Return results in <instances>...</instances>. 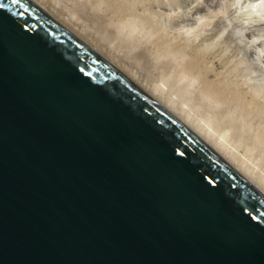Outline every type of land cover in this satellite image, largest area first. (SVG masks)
I'll list each match as a JSON object with an SVG mask.
<instances>
[{"label":"water","instance_id":"obj_1","mask_svg":"<svg viewBox=\"0 0 264 264\" xmlns=\"http://www.w3.org/2000/svg\"><path fill=\"white\" fill-rule=\"evenodd\" d=\"M0 264H264V198L29 0H0Z\"/></svg>","mask_w":264,"mask_h":264},{"label":"rangeland","instance_id":"obj_2","mask_svg":"<svg viewBox=\"0 0 264 264\" xmlns=\"http://www.w3.org/2000/svg\"><path fill=\"white\" fill-rule=\"evenodd\" d=\"M36 1L40 2V4L42 6H44L48 11H50L56 18H58L62 23H64L73 32L78 34L82 39H84L85 42L90 44V46L92 45L91 47H93V48L96 47L95 49L97 51H99V53H101L104 57L110 59L111 62L113 61L114 64L119 66L122 69V71H124L127 75L134 78L138 82V84H140V86H142L144 89L151 91L152 88H150L149 84H158V85L160 84L159 86L160 87L162 86V88L164 89V92L165 93L168 92L167 94H169V95L171 94L170 96L171 97L173 96L172 98L175 100L176 104H178L181 108H183V110H185L187 113H189V115L193 119H195V120L199 119L200 122L202 120V124L210 125V127L212 129L211 131L213 132V134H218L216 136H219V133H220L219 131H222V127H224V126H220V128L216 127L215 126L216 122L210 118L211 115L207 110L198 106L194 100H191L189 98H185V97L181 96V93H179V91L177 90L176 87H173L170 83H168L166 80H164L160 74H158L159 71H158L157 67L153 66L152 65L153 63H151L150 60H148V58H143V60L138 59L140 57V55H142L141 53H143V49H142V47L139 46V44L135 43L134 44L135 48H133V47L128 48L125 45L124 46H121L119 44L114 45L118 41H116L115 39H112L111 40L112 44H113L112 45L109 43L108 40H104V37H105L104 34L101 35L103 32L101 30H98L97 25L92 22V20L90 19L91 17L86 12L79 11V9L77 10L76 7H72L71 4L66 3L63 0H61L62 2L60 0L57 2V3H59L58 7L55 3H53L54 2L53 0H36ZM89 1L93 5L94 4L99 5L98 13L104 17L105 16L107 17L109 15L108 12H107V14H105L106 13L105 10L110 8L111 6H114L113 4L115 2V0H106V1L105 0H89ZM164 1H168V2H164ZM175 1L180 2V3H178V6L174 5ZM183 1H184V3H183ZM183 1L182 0H171V2H170V0H137V1H135V0H118L117 1L116 0L117 3L115 2V6H116L118 11L120 9L123 10L124 7H127V9L125 8L124 10L131 12L130 15L136 16V17L140 18V20H146L148 17L150 18V20H152L153 18L151 19V17H155L154 19H157V21L159 20L160 23H165L164 24L165 27H168L169 30L165 31L164 29L160 28L158 30L157 34H155L147 42L146 49H148V51L152 52V49H154V48H156V49L157 48L158 49L163 48L165 50L166 49L168 50V52H166L164 50L166 52V54H168L169 52L173 53L174 51L182 52L183 55L185 54L184 60H183L185 68L186 69L189 68V69L193 70L194 73L198 72L200 79H202L201 82H199V84L201 86L206 85L207 88L209 89V91H211V92L215 91L220 96L219 97L220 108L218 109L219 112L218 111L217 112H218V114L222 112V115L226 118V121H223L224 125L226 127H228V126L230 127L229 129L226 130V134L224 136V140H225L224 143L227 144V146H229V148L231 150H233V151L235 150L234 152H236L237 154L240 152L239 153L240 155L239 154L238 155L241 156L242 158H245V160H247V162L252 167L253 166L255 168L258 167L257 169H255L253 167L254 170L256 171L255 173L264 177V166L262 164V162L264 161V156H263L262 152L259 149L255 148L253 145H252V147H254V150L249 152L247 150L245 144L237 143L238 135L235 133L236 132L235 130H237V128L239 129L238 126H242V128H246L247 125L250 128V130L248 131V134H255L256 133L255 129H257V128H258V130H264L263 129L264 128V85H263L264 84V74L261 71V70H263V72H264V68L262 66V65H264V58L262 57V56H264V50H262V49H264V46H263L264 45V38L260 39L261 37H264V27H262L264 25V16H263L264 15V6L259 11L260 13L258 12L259 14L256 13L255 14L256 16L252 15V17H250L249 12H247V10H246L247 7L245 6V3L252 2L253 0L252 1L242 0L243 2L241 0H235V1L234 0H232V1H230V0H211V1L210 0H199V2H198V0H191V1L190 0H183ZM255 1L261 2V0H255ZM146 2L148 4H146ZM190 2H191V4H189ZM192 2H194V3H192ZM228 2H230V3H228ZM104 3H106V4H104ZM150 3L152 5L153 4L154 5L152 6ZM202 3H203V6H202ZM231 3H233L232 6L230 5L233 9L230 6L229 7L231 9H229V7H228V4H231ZM100 4H102V5H100ZM117 4H118V6H117ZM170 4L172 6H170ZM175 4H177V3H175ZM173 5L177 7L178 11H176V7L174 8ZM191 5H192V7H190ZM263 5H264V3H263ZM181 6L184 7L185 9L182 8ZM179 7L184 9V10H179ZM186 7H187V9H186ZM197 7H199V8H197ZM244 7H246V8H244ZM173 10H175L176 12ZM196 10H198V11L195 12ZM229 10H230V12H229ZM63 11H64V13H63ZM194 12H195V14L198 12H201V13L203 12V13L202 14L198 13L199 15L197 14L195 16ZM77 13H78V15H77ZM191 14L192 15L194 14V16H192ZM188 15L191 18V23H190V19L188 18L189 17ZM185 17H186V19H184ZM85 18H88V19H85ZM182 18L185 20L186 23L189 20V24L188 23L186 24L183 21L181 23V25L179 24L180 26L176 27L177 23H180V21H182L181 20ZM228 18L234 19L233 21H230L232 23L228 22L229 21ZM251 18H254V19H251ZM192 19L197 20L198 23L195 21L196 22V24H195V22H193L194 20L192 21ZM85 20H87V21H85ZM192 22L194 24H192ZM248 23H250V24H248ZM190 24H192V25H190ZM218 24H219V26L221 25L220 29L214 30L216 28V25H218ZM224 24H225V26H224ZM219 26H217V27H219ZM252 26H255V27L253 28ZM184 27H186V28H184ZM183 28L184 29H190L191 28V29H194L196 31L195 39H193L194 41H192L190 44L187 42L185 44L184 39H182V37H183L182 31L184 30ZM212 28H213V30H211ZM221 29L222 30L226 29V30L220 32L219 30H221ZM243 29L245 32L243 31ZM253 29H254V31H253ZM257 29L259 31L261 30L263 33L257 32L258 31ZM212 31H214V32H212ZM252 31L253 32L256 31V33L259 34V35L257 34L260 37L259 39L257 36H256L257 38L255 37L253 39V40L256 39L254 41V43H255L254 46H257L258 49L256 47L252 46L253 44H251V42L253 43V40L247 41L250 37H251L250 39H252L253 38L252 36L256 35L255 33H252ZM205 32H206V34H204ZM98 33H99V35H98ZM229 33H231V34H229ZM203 34H204V36H203ZM246 35L249 38H246L247 37ZM217 36H220V37H217ZM227 36L229 37V40H226ZM232 36H233V38L230 39V37H232ZM233 41L237 45H234ZM256 41L259 44H257ZM260 41H261V43H260ZM222 42H224L225 44L228 43V45L221 44ZM126 43H128V42H126ZM207 44H208V46H211V48H208V50H206V51H203V50L200 51L199 50V48H202V46L207 45ZM238 44L240 47H238ZM241 44L243 45L242 48H241ZM229 45L231 47H228ZM234 46H236L238 49ZM248 46L251 47V50L248 48ZM229 48H232V49L235 48V49L232 50ZM252 48L254 51H256V49L257 50L260 49L261 51L259 50V53H256L252 50ZM234 51H236V52H234ZM224 52H225V54H224ZM230 52H232V53H230ZM233 52H234V54H233ZM240 52H242V53L244 52L243 54H245V55H243L242 53L240 54ZM260 52H262L263 54L260 55ZM246 54L247 55L249 54L248 56L251 57V59H249L248 56H247V59L250 60V63L252 62L251 60H253V63L256 64L255 66L253 63H251V65H253V66L250 65V67H249V63L247 65L248 67L244 66V64L246 65L248 62L247 59L244 58V56L246 57ZM252 55L253 56L255 55L256 59L259 58V60H262L263 63L262 62L258 63L257 61H259V60H256L255 57H253ZM257 56H258V58H257ZM234 57H235V59H234ZM239 58L242 60L240 61ZM255 60L257 63H255ZM147 61H148V63H147ZM231 65H234L233 67L235 69L233 74L229 73V68L231 67ZM256 67L258 68V70H259V68H261V70H259V72H261L260 74L258 73V71H256L257 70ZM244 68L245 69L250 68V69L245 70ZM248 71H250V72H248ZM251 71H252V73H251ZM137 73H138V75H137ZM248 73L249 74L251 73L252 77H250L251 75H249V78L246 77V76H248L247 75ZM255 73H257V74H255ZM253 75L255 77H253ZM256 75H258V76H256ZM247 78L250 80L251 79H253V80L250 81ZM254 78H255V80H254ZM260 78H262V80H260ZM229 79L232 80V82ZM245 79H247L246 81H248L249 83L254 82L252 84V88L254 87V84H257L258 86L256 85V87H254V89H250L251 86L248 85V82H246ZM156 82H158V83H156ZM161 83H163L164 85H162ZM261 85H262V87H261ZM256 88H258V89H256ZM255 89H256V91L257 90L259 91L258 94L256 93ZM261 89H262V91H260ZM155 96L157 98H159L158 95H155ZM160 102L164 106H167V108H170V110H171L172 107H170V105H168L165 101L160 99ZM172 110L174 111L175 115L178 116V111L174 108H172ZM187 110H189V111H187ZM237 120H239L238 123H236ZM229 121H230V123H229ZM187 122L188 121H186V123ZM261 126H262V128H261ZM226 127H224L223 129H226ZM229 130H231V131H229ZM239 130H241V129H239ZM243 134L246 135L247 133H243ZM208 142L210 144H214L212 140L208 139ZM218 149L221 151L222 154H224L226 156V158L230 159V157H228L226 155V153L223 152L222 149H220V148H218ZM251 154H252V156H251ZM249 158H250V160H249ZM230 161L235 166H238L240 168V166L235 161H233L232 159H230ZM241 170L252 180V182L255 185L259 186V188L264 191V183L259 181V179L257 177H255V175L250 174V173L247 174L248 172H246L244 170V168L243 169L241 168Z\"/></svg>","mask_w":264,"mask_h":264},{"label":"bare ground","instance_id":"obj_3","mask_svg":"<svg viewBox=\"0 0 264 264\" xmlns=\"http://www.w3.org/2000/svg\"><path fill=\"white\" fill-rule=\"evenodd\" d=\"M30 2H32L34 5H36V6H38L41 10H43L50 18H52V20H54L56 23H58L60 26H62L66 31H68L71 35H73V36H75L76 38H78L80 41H82L84 44H86L91 50H93L94 52H96V54H98L101 58H103L105 61H107L110 65H112L116 70H118V72H120L124 77H126L130 82H132L134 85H136L140 90H142L148 97H150L156 104H158L163 110H165L170 116H172L175 120H177L182 126H184L189 132H191L196 138H198L208 149H210L213 153H215L228 167H230L236 174H238L242 179H244L245 180V182L250 186V187H252L258 194H260L263 198H264V191L263 190H261L260 188H259V186H257V185H255L253 182H252V180L244 173V172H242V170H241V168L243 169L244 168V170L246 171V172H248L247 174H253V175H255V177H257L258 179H259V181H261L262 183H264V177H262L261 175H259V174H257V173H255L256 171L254 170V168L247 162V160H245V158H242L241 156H239L240 154V152L237 154L236 152H234L233 150H231L230 148H229V146H227V144H225L224 143V136H225V134H226V130L227 129H229L230 127L228 126V127H226L225 125H224V122L223 121H226V118L222 115V112L221 113H219L218 114V109L220 108V106H219V94H217L215 91H213V92H211V91H209V89L207 88V86L206 85H200L199 84V82H201V80L202 79H200V76L198 75L199 73L197 72H193V70H191V69H189V68H185V66H184V63H183V60H184V55H183V53L182 52H177V51H172L173 53H171V52H169L168 54H166V52H168V50L166 49H156V48H154V49H152V52H150V51H148V49H146V44H147V42L155 35V34H157V32H158V30L161 28V29H164L165 31L167 30H169V28L168 27H165V23H160L159 22V20L157 21V19H154L155 17H151V19L152 20H150V18L148 17L146 20H140V18H138V17H136V16H132V15H130V13L131 12H128L127 10H124L125 8L127 9V7H124L123 8V10H117V8H116V6H115V2H116V0H115V2H114V6H111L110 8H108V9H106L105 10V14H107V12H108V16L106 17H104V16H102V15H100L99 13H98V8H99V5H97V4H92V3H90V1L89 0H63V1H65L66 3H69V4H71V6L72 7H76L77 8V10L79 9V11H82V12H86L87 14H89V16L91 17L90 19L92 20V22L94 23V24H96L97 25V28H98V30H101L103 33L101 34V35H103L104 34V40H108L109 41V43L110 44H112V39H115L116 41H118V42H116L114 45H121V46H127L128 48H130V47H133V48H135V46H134V44L135 43H137V44H139V46L140 47H142V49H143V53H141L142 55H140V57L138 58L139 60H143V58H148V60H150V62L151 63H153L152 65L153 66H156L157 67V69H158V71H159V73L158 74H160L161 75V77L164 79V80H166L168 83H170L173 87H176L177 88V90L179 91V93H181V96H183V97H185V98H189V99H191V100H194L195 102H196V104L198 105V106H200V107H202L203 109H205V110H207L209 113H210V118L211 119H213L216 123H215V126L216 127H219L220 128V126H224V127H226V129H223L224 127H222V131H219L220 133H219V136H216V135H218V134H213V132L211 131L212 129H211V127H210V125H208V124H202V120H201V122H200V120L198 119V120H195V119H193L190 115H189V113H187L185 110H183V108H181L178 104H176V102H175V100L169 95V94H167V93H165L164 92V89L162 88V86L160 87L158 84H149V86H150V88H152V90L151 91H148V90H146V89H144L142 86H140V84H138V82L134 79V78H132V77H130L129 75H127L124 71H122V69L119 67V66H117L116 64H114L113 63V61L111 62L110 61V59H108V58H106V57H104L101 53H99V51H97L95 48H93V47H91L90 46V44H88L87 42H85L84 41V39H82L78 34H76L75 32H73L70 28H68L64 23H62L58 18H56L50 11H48L44 6H42L41 4H40V2H38V1H36V0H29ZM54 2L53 3H55L56 5H57V7L59 6V3H57L59 0H53ZM61 1V0H60ZM106 1V0H105ZM118 1V0H117ZM135 1H137V0H135ZM183 1V0H182ZM191 1V0H190ZM211 1V0H210ZM209 1V2H210ZM230 1H232V0H230ZM235 1V0H234ZM242 1V0H241ZM244 1H246V0H244ZM248 1V0H247ZM250 1H252V0H250ZM62 2V1H61ZM120 2V1H119ZM164 2H168V1H164ZM170 2H171V0H170ZM198 2H199V0H198ZM243 2V1H242ZM103 3V2H102ZM117 3V2H116ZM121 3V2H120ZM175 3H177V4H175ZM175 3H174V5H177L178 6V3H180L179 1L178 2H176L175 1ZM183 3H184V1H183ZM192 3H194V2H192ZM201 3V2H200ZM220 3V2H219ZM218 3V4H219ZM228 3H230V2H228ZM104 4H106V3H104ZM110 4V3H109ZM119 4V3H118ZM118 4H117V6H118ZM146 4H148L147 2H146ZM151 4V3H150ZM189 4H191V2L189 3ZM206 4V3H205ZM210 4V3H209ZM213 4V3H212ZM211 4V5H212ZM232 4L233 3H231V4H228V7L231 5L232 6ZM253 4H257V5H259V7L256 9V11L255 12H253L252 11V8H251V5H253ZM65 5V4H64ZM90 5V6H89ZM100 5H102V4H100ZM108 5V4H107ZM152 5V4H151ZM154 5V4H153ZM152 5V6H153ZM173 5V6H174ZM235 5V4H234ZM109 6V5H108ZM151 6V7H152ZM170 6H172L171 4H170ZM200 6V5H199ZM202 6H203V3H202ZM201 6V7H202ZM219 6V5H218ZM230 6V7H231ZM245 6L247 7H244V8H246V10H247V12H249V14H250V17H252V15H255L256 13H258L262 8H263V3L262 2H258V1H255V0H253L252 2H248V3H245ZM65 7V6H64ZM176 6H174V8H175ZM182 7V6H181ZM190 7H192V5L190 6ZM189 7V8H190ZM229 7V9H231ZM182 8H184V7H182ZM182 8H180L179 7V10H184V9H182ZM195 8V7H194ZM197 8H199V7H197ZM196 8V9H197ZM204 8V7H203ZM64 9V8H63ZM70 9V8H69ZM73 9V8H72ZM129 9V8H128ZM186 9H187V7H186ZM233 9V8H232ZM61 10V9H60ZM75 10V9H74ZM162 10V9H161ZM165 10V9H164ZM168 10V9H167ZM204 10V9H203ZM202 10V11H203ZM92 11V12H91ZM173 11H175V10H173ZM176 11H178V9H177V7H176ZM175 11V12H176ZM198 10H196L195 12H197ZM200 11V10H199ZM68 12V11H67ZM70 12V11H69ZM195 12H194V14H195ZM206 12V11H205ZM229 12H230V10H229ZM63 13H64V11H63ZM74 13V12H73ZM158 13V12H157ZM181 13V12H180ZM198 13H201V12H198ZM198 13H196L195 14V16L198 14ZM203 13V12H202ZM201 13V14H202ZM260 13V12H259ZM71 14V13H70ZM76 14V13H75ZM153 14V13H152ZM151 14V15H152ZM194 14L192 15V16H194ZM68 15V14H67ZM77 15H78V13H77ZM190 15V14H189ZM188 15V16H189ZM199 15V14H198ZM261 15V14H260ZM138 16V15H137ZM166 16V15H165ZM204 16V15H203ZM256 16V15H255ZM264 16V15H263ZM83 18V17H82ZM142 18V17H141ZM144 18V17H143ZM167 18V17H166ZM189 19H190V23H191V18H190V16L188 17ZM256 18V17H255ZM72 19V18H71ZM85 19H88V18H85ZM184 19H186V17L184 18ZM183 18L181 19L182 21H180V23H177V25H176V27L177 26H180L181 25V23L184 21V23H186L185 22V20H184ZM231 19V18H230ZM229 18H228V22L229 23H232V22H230V21H233L234 19H231L230 20ZM251 19H254V18H251ZM259 19V18H258ZM194 19H192V21H193ZM85 21H87V20H85ZM89 21V20H88ZM179 21V20H178ZM197 22L198 23V21L197 20H194L193 22ZM236 21V20H235ZM254 21V20H253ZM192 22V24H194ZM196 22H195V24H196ZM78 23V22H77ZM76 23V24H77ZM183 23V24H184ZM188 24H189V20H188V22H187ZM186 23V24H187ZM226 23V22H225ZM90 24V23H89ZM180 24V25H179ZM182 24V25H183ZM192 24H190V25H192ZM248 24H250V23H248ZM174 25V24H173ZM185 25V24H184ZM223 25V24H222ZM254 25V24H253ZM169 26V25H168ZM175 26V25H174ZM189 26V25H188ZM187 26V27H188ZM217 26H219V24L218 25H216V28L214 29V30H218V29H220V26L219 27H217ZM224 26H225V24H224ZM96 27V26H95ZM175 27V28H176ZM253 28L255 27V26H252ZM257 27V26H256ZM262 27H264V25L262 26ZM184 28H186V27H184ZM183 28V29H184ZM189 28V27H188ZM228 28V27H227ZM230 28V27H229ZM92 29V28H91ZM231 29V28H230ZM242 29V28H241ZM263 29V28H262ZM211 30H213V28L211 29ZM224 30H226V29H221V30H219L220 32H222V31H224ZM252 30V29H251ZM258 30V29H257ZM210 31V30H209ZM232 31V30H231ZM243 31H244V29H243ZM247 31V30H246ZM253 31H254V29H253ZM252 31V33H255L256 35L255 36H252L253 38L252 39H250L247 35V37L246 38H249L247 41H251V40H253L256 36L258 37V39L260 38L258 35V33H256V31L255 32H253ZM94 32V31H93ZM211 32V31H210ZM212 32H214V31H212ZM218 32V31H217ZM245 32V31H244ZM249 32V31H248ZM257 32H261V33H263L261 30L259 31H257ZM209 33V32H208ZM241 33V32H240ZM182 34H183V37H182V39H184V42H185V44H186V42L187 43H191L192 41H194L193 39H195V36H196V31L194 30V29H184L183 31H182ZM204 34H206V32L204 33ZM204 34H203V36H204ZM219 34V33H218ZM229 34H231V33H229ZM235 34V33H234ZM258 34V35H257ZM98 35H99V33H98ZM221 36V35H220ZM220 36H217V37H220ZM99 37V36H98ZM101 37V36H100ZM216 37V36H215ZM256 37V38H257ZM227 39L226 40H229V37L227 36L226 37ZM231 38H233V36L232 37H230V39ZM264 37H261L260 39H263ZM216 40V39H215ZM214 40V41H215ZM225 40V39H224ZM223 40V41H224ZM256 40V39H255ZM255 40H253V43L251 42V44H253L252 46L253 47H256L257 49H258V47L257 46H254L255 45V43H254V41ZM240 41V40H239ZM107 42V41H106ZM126 42H128V43H126ZM229 42V41H228ZM237 42V41H236ZM241 42V41H240ZM243 43V42H242ZM256 43H257V41H256ZM260 43H261V41H260ZM107 44V43H106ZM136 44V45H137ZM221 44H225L224 42H222ZM220 44V45H221ZM230 44V43H229ZM233 44L234 45H237L234 41H233ZM257 44H259V43H257ZM113 45V44H112ZM225 45H228V43L227 44H225ZM110 46V45H109ZM201 46V45H200ZM242 44H241V48H242ZM261 46V45H260ZM264 46V45H263ZM228 47H231L230 45L228 46ZM234 47H236V46H234ZM238 47H240L239 46V44H238ZM208 48H211V46H208V44L207 45H204V46H202V48H199V50L201 51V50H203V51H206V50H208ZM237 48V47H236ZM248 48L251 50V47H249L248 46ZM262 48V47H261ZM110 49V48H109ZM141 49V50H142ZM229 49H232V48H229ZM228 49V50H229ZM235 49V48H234ZM234 49H232V50H234ZM238 49V48H237ZM244 49V48H243ZM256 49V51H254L253 50V48H252V50L254 51V52H256V53H259V50H257ZM166 52H165V51ZM241 50V49H240ZM249 50V51H250ZM262 50H264V49H262ZM223 51V50H222ZM239 51V50H238ZM243 51V50H242ZM246 51V50H245ZM248 51V52H249ZM258 51V52H257ZM261 51V50H260ZM234 52H236V51H234ZM234 52H233V54H234ZM251 52V51H250ZM230 53H232V52H230ZM229 53V54H230ZM242 52H240V54H241ZM244 53V52H243ZM242 53V54H243ZM224 54H225V52H224ZM250 54V53H249ZM248 54V55H249ZM261 54H263L262 52H260V55ZM231 55V54H230ZM243 55H245V54H243ZM247 54H246V57L244 56V58H246L247 59V56H248ZM110 56V55H109ZM253 56V55H252ZM236 57V56H235ZM235 57H234V59H235ZM253 57H255V59H256V56L254 55ZM263 58H264V56H262ZM186 58V57H185ZM238 58V57H237ZM248 58L249 59H251V57H249L248 56ZM257 58H258V56H257ZM240 59V58H239ZM253 59V58H252ZM233 60V59H232ZM242 59H240V61H241ZM256 60H259V58L258 59H256ZM256 60H255V63H259V62H262V60H259V61H257L256 62ZM145 61V60H144ZM247 64L245 65L244 64V66L245 67H248L247 65H248V63H249V67H250V65H251V63H253V60H251L252 62L250 63V60H248L247 59ZM147 63H148V61H147ZM237 63V62H236ZM263 63V62H262ZM254 64V63H253ZM256 64H254V66H255ZM145 66V65H144ZM234 65H231V67L229 68V73L230 74H233L234 73V67H233ZM251 66H253V65H251ZM263 66V68H264V65H262ZM260 67V66H259ZM257 68V67H256ZM149 69V68H148ZM245 69V68H244ZM247 69V68H246ZM245 69V70H246ZM250 69V68H249ZM249 69H247V70H249ZM147 70V69H146ZM259 70H261V68H259ZM259 70H258V68H257V70L256 71H258V73L260 74L261 72H259ZM150 71V70H149ZM238 71V70H237ZM255 71V72H256ZM262 71V73L264 74V72H263V70H261ZM248 72H250V71H248ZM247 73V72H246ZM251 73H252V71H251ZM251 73L249 74H247L248 76H246V77H248L249 78V75H251ZM238 74V73H237ZM255 74H257V73H255ZM137 75H138V73H137ZM150 75V74H149ZM246 75V74H245ZM256 76H258V75H256ZM142 77V76H141ZM250 77H252V75L250 76ZM253 77H255L254 75H253ZM151 78V77H150ZM247 78V79H248ZM155 79V78H154ZM247 79H245V81L247 80ZM257 79V78H256ZM159 80V79H158ZM204 80V79H203ZM230 80V79H229ZM248 80H250V79H248ZM253 79H251L250 81H252ZM254 80H255V78H254ZM260 80H262V78H260ZM157 81V80H156ZM165 81V82H166ZM205 81V80H204ZM231 82H232V80H230ZM244 81V80H243ZM160 82V81H159ZM166 82V83H167ZM203 82V81H202ZM207 82V81H206ZM229 82V81H228ZM246 82H248V81H246ZM245 82V83H246ZM260 82V81H259ZM151 83V82H150ZM156 83H158V82H156ZM209 83V82H208ZM254 83V82H253ZM252 82H248V85H250L251 86V88L250 89H254V87H256V85L257 84H254V87L252 88V84H253ZM162 85H164L163 83H161ZM169 84V85H170ZM167 85V84H166ZM246 85V84H245ZM264 85V84H263ZM258 86V85H257ZM261 87H262V85H261ZM170 88V87H169ZM168 88V89H169ZM248 88V89H249ZM260 88V87H259ZM256 89H258V88H256ZM256 89H255V91H256ZM170 90V89H169ZM260 91H262V89L260 90ZM258 90L256 91V93L258 94ZM156 93V94H155ZM155 95H158L159 96V98L160 99H162L163 101H165L168 105H170V107H172V108H174V109H176L177 111H178V116H176L175 115V113H174V111L172 110V108H171V110H170V108H167V106H164L161 102H160V99L159 98H157ZM191 103V102H190ZM184 105V104H183ZM184 107V106H183ZM191 107V106H190ZM187 111H189V110H187ZM218 111V112H217ZM182 115V116H181ZM196 117V116H195ZM186 121H188L187 123H186ZM213 121V122H214ZM238 121L239 120H237V122L236 123H238ZM229 123H230V121H229ZM233 125V124H232ZM239 127V129H241V130H239L238 128H237V130H233L237 135H238V138H237V143H243V144H245V146H246V148H247V150L249 151V152H251L252 150H254V147L255 148H257V149H259L261 152H262V154H263V156H264V130H258V128L257 129H255V134H248V131L250 130V128L248 127V125L246 126V128H242V126H238ZM261 128H262V126H261ZM264 129V128H263ZM225 130V131H224ZM229 131H231V130H229ZM228 131V132H229ZM239 133V134H238ZM243 133H247L246 135H244ZM236 136V135H235ZM249 137V138H248ZM208 139L209 140H212L213 141V143L214 144H210L209 142H208ZM241 145V144H240ZM252 145L254 146V147H252ZM218 148H220V149H222L223 150V152L224 153H226V155L228 156V157H230V159H232L233 161H235L239 166H240V168L238 167V166H235L231 161H230V159L229 158H226V156L224 155V154H222L221 153V151L218 149ZM245 150V149H244ZM251 156H252V154H251ZM253 158V157H252ZM249 160H250V158H249ZM250 162V161H249ZM253 163V162H252ZM256 163V162H255ZM262 164H263V166H264V161L262 162ZM262 166V167H263ZM258 168V167H257ZM257 168H255V169H257ZM260 170V169H259ZM257 179V180H258Z\"/></svg>","mask_w":264,"mask_h":264},{"label":"clouds","instance_id":"obj_4","mask_svg":"<svg viewBox=\"0 0 264 264\" xmlns=\"http://www.w3.org/2000/svg\"><path fill=\"white\" fill-rule=\"evenodd\" d=\"M261 2L264 3V0H261ZM258 7H259V5H257V4L251 5V8H252L253 12H255ZM257 14H259V13H257Z\"/></svg>","mask_w":264,"mask_h":264}]
</instances>
